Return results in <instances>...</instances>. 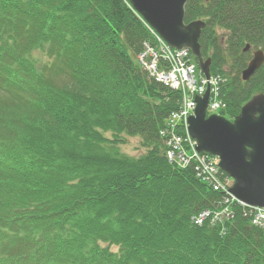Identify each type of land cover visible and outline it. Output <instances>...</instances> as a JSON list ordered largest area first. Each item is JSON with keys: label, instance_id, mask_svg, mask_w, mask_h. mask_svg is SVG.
Returning <instances> with one entry per match:
<instances>
[{"label": "trees", "instance_id": "trees-1", "mask_svg": "<svg viewBox=\"0 0 264 264\" xmlns=\"http://www.w3.org/2000/svg\"><path fill=\"white\" fill-rule=\"evenodd\" d=\"M198 20L232 121L264 95V63L240 76L264 54V0H187L183 22ZM144 43L126 0H0V264H264L250 209L191 221L228 198L168 162L180 94L140 68ZM127 138L145 152L121 153Z\"/></svg>", "mask_w": 264, "mask_h": 264}, {"label": "water", "instance_id": "water-1", "mask_svg": "<svg viewBox=\"0 0 264 264\" xmlns=\"http://www.w3.org/2000/svg\"><path fill=\"white\" fill-rule=\"evenodd\" d=\"M143 21L171 48L189 49L197 59L200 73L209 79L210 61H203L199 38L205 24L183 22L187 0H127ZM246 46L244 51H247ZM264 63L258 50L241 72L248 82ZM209 90L196 98L194 115L188 119V133L197 151L218 158V168L234 182L230 193L243 204L264 208V95L253 97L229 122L220 116L206 118Z\"/></svg>", "mask_w": 264, "mask_h": 264}, {"label": "built area", "instance_id": "built-area-1", "mask_svg": "<svg viewBox=\"0 0 264 264\" xmlns=\"http://www.w3.org/2000/svg\"><path fill=\"white\" fill-rule=\"evenodd\" d=\"M141 65L156 79L171 89H180L182 91V100L177 112L173 113L169 121L167 132H169V139L167 145L169 150L167 152L168 159L175 161L179 165L186 166L190 162L195 163L196 176L208 182L214 190L227 192L226 182H221L218 176V169L215 162L206 156H202L195 151V142L187 135L180 136L175 134V125H184L190 115H192L195 103L193 95H201L204 92L206 82L203 81L201 86L197 88V82L194 76V68L189 63L188 52L186 50L173 51L164 45L159 40V47L155 51L146 46V50L139 56ZM158 66L161 71H158ZM216 80L213 79L209 85L216 90ZM222 105L213 101L210 104L209 111L216 112ZM210 214L204 212L193 219L196 225H201L203 221L208 219ZM219 220V214H215L211 221ZM252 223L264 231V209H255L252 217Z\"/></svg>", "mask_w": 264, "mask_h": 264}, {"label": "rangeland", "instance_id": "rangeland-1", "mask_svg": "<svg viewBox=\"0 0 264 264\" xmlns=\"http://www.w3.org/2000/svg\"><path fill=\"white\" fill-rule=\"evenodd\" d=\"M37 58H39L38 55L35 54ZM106 138H111L110 133L104 134ZM119 150L121 153L129 156V157H138L142 155L145 151L140 147V140L138 138H127L126 144L119 147ZM112 251H117L115 247H111Z\"/></svg>", "mask_w": 264, "mask_h": 264}]
</instances>
